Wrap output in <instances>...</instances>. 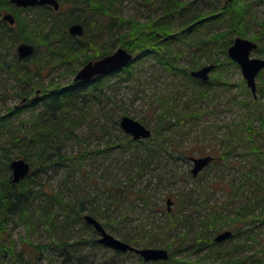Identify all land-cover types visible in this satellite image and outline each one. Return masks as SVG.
I'll list each match as a JSON object with an SVG mask.
<instances>
[{"label":"trees","instance_id":"obj_1","mask_svg":"<svg viewBox=\"0 0 264 264\" xmlns=\"http://www.w3.org/2000/svg\"><path fill=\"white\" fill-rule=\"evenodd\" d=\"M58 1V10L49 5L27 8L31 13L29 18L23 20L18 15L19 8L9 0H0V72L15 79L19 87L15 95L20 99L19 104L6 106L4 112L0 111V264L7 260L11 264H41L44 259L48 260V264H90L92 260H89L88 253H83L85 246L102 245L93 236L97 231L84 220L83 214L102 219L104 222L99 221L106 229L113 228L115 217L119 216L122 221L129 220L127 213L134 208L135 202H143V208L163 210L160 202L146 197L145 191L151 180L148 178L143 187L137 182L144 179L143 171L156 162L154 154L158 152L155 148L158 142H161V148L166 142L174 145V140L166 132L172 134V129L183 126L182 123L187 120L193 119L195 122L203 116L198 113L199 106L195 104L209 102L211 90L223 83L219 69L238 66L228 56L227 49L236 37L246 34L244 28L250 6L246 0L227 3L226 0H146L143 5L147 6V20H140L120 14L119 7L124 0ZM199 4L207 9L202 10ZM3 10L13 12V24L1 20ZM73 23L83 25L82 35L68 32V27ZM253 37L254 40L258 39ZM21 41L35 46L34 53L23 60L17 57L15 51L16 44ZM118 47L134 55V59L119 70L87 81L71 79L65 83L52 80L47 84L41 83L44 69H50L51 73L55 67L65 65L73 76L79 66ZM254 50L264 54V49L258 44ZM145 62H152L150 64L159 74L174 78L175 84L186 93L187 98L181 102L174 93H158L153 110L156 121L151 127V135L134 140L125 132L122 137L124 141H119L113 130L123 132L119 124L121 115L110 112L109 108L103 112L102 98H113V95L107 94V88L112 83L130 81L138 87L137 91L141 90L142 80L137 77L136 71ZM209 63L214 68L207 80L190 75L191 70ZM263 72L264 68L257 76H262ZM113 77L116 81L109 83ZM33 93L37 94L32 96ZM245 103L252 104L253 111L248 117L251 119L240 128H231L222 139L224 147L214 150L222 162L245 158L251 168H260L264 173V87L257 85L256 96L252 93ZM96 104L99 105V114L93 112ZM98 116H103L102 122L94 121ZM254 119L260 124L256 126ZM83 120L90 122L91 133L104 140L103 147L93 151L79 148V151L73 152V146L67 144L68 139L70 142L78 139L76 129ZM78 142L82 144L81 140ZM174 148L185 160L190 158L187 151ZM116 151L128 157L125 182L118 179L105 182L101 188L102 200H97L95 196L74 195L75 190L68 185L74 174L81 170L83 161L88 159L91 162L93 155L109 157ZM209 155L212 160L205 167L216 156ZM17 157L29 161L31 171L18 182H12L10 161ZM51 170L63 172L59 190L51 186L49 179H40L41 172ZM83 177L86 178V175ZM261 186L263 189L259 193H251L255 202L241 203L235 211L232 210V218L222 215L214 207L209 209L198 222L197 230L181 231L185 222L188 225L192 223L182 212L179 211L181 216L168 215L165 224L157 225L158 231L154 233L175 235L164 245L169 251L166 260L145 261L129 250L114 252L121 257L134 256L140 264H236V259H223L239 247L236 238L241 232L252 237L250 229L256 224L264 225L263 210L253 217L256 203H260L262 208L264 206V184ZM237 189L236 186L235 191ZM97 192L101 194L97 190L95 195ZM96 201L97 206L94 205ZM168 209L165 212L171 214ZM58 215H63V225L55 220ZM109 217H113L112 220ZM13 221L15 224L22 223L26 235L42 231L46 233L47 240L33 241L23 235L16 239L9 227ZM76 222L89 229L92 235L73 239V223ZM40 224L43 225L41 230ZM224 228L231 230V236L216 241L215 236ZM127 233H122L120 239L138 247H150L144 238L152 233L144 225L138 231V238L134 233ZM232 238V246L222 250V244L232 241ZM203 250L208 258L215 254L222 258L216 256L217 262L213 263L205 255L204 261H201L190 252ZM180 251L186 253L179 255Z\"/></svg>","mask_w":264,"mask_h":264},{"label":"rangeland","instance_id":"obj_2","mask_svg":"<svg viewBox=\"0 0 264 264\" xmlns=\"http://www.w3.org/2000/svg\"><path fill=\"white\" fill-rule=\"evenodd\" d=\"M145 1L146 0H124L123 4L119 7V12L126 16L137 17L140 20H147V6L143 5ZM246 1H249L250 6L247 9V21L244 28L246 34L242 37L257 42L258 46L264 49V26L262 25L264 23V0ZM199 6H201V4H199ZM201 7L202 10L207 9L206 6ZM30 13L31 11L29 12L26 10L18 12V15L24 20L25 18H29L28 15H30ZM212 29L216 30L215 28ZM253 36L258 39L254 40ZM251 56L264 57V54H259L257 51L253 50ZM150 63L145 62L141 64L140 70L136 71L137 77L139 76L140 80H142L141 86H143V88H141V90L137 91L138 87L130 81L112 83L108 86V88H110H107V94L113 95V98H102L104 103V107L102 108L103 112L105 108H109L112 113L121 116L126 114L137 120L140 119L151 128L155 125L156 121L153 110L155 96L158 93H174L176 98L179 97L181 102L186 100V93H183L179 85L175 84V79L159 74L156 69H153L155 66ZM80 67L81 66H79V68ZM152 69L154 71L151 73ZM49 70L48 68L44 69L42 73L43 78L41 79L42 84H47L50 80L57 83H65L74 77V75L72 76L70 71L66 69L65 65L55 67L51 73H49ZM219 70L222 71L221 73L223 76L221 81H223V83H221L218 88L211 90V98H208L209 102H204L201 105L198 103L195 104L199 106L198 113L203 116L197 118L195 121L196 123L193 122V119H190V121L187 120L186 123H182L183 126L172 129V134H170L169 131L166 132L168 134L167 136L174 140V145L170 146L166 142L161 148V142H158L155 146L158 152L154 154L156 162L154 161L155 163L149 165V167L146 168L147 170L143 171L145 174L144 179L137 182V185L143 187L147 183L148 178L151 180V184L147 185L148 188L145 191L147 194L146 197H149V200L160 202L163 210L160 211L156 208V210H154L153 208L151 209V207L143 208V202H135L134 208L127 213V219L129 220L122 221L119 216V218L115 217L116 219L112 223L113 228L106 227L109 233L120 238L122 233L130 232L135 234V238H138V231L144 225L145 228L149 229L152 233L151 236H145L144 239L146 243L150 244V247H164L175 235H154V233L158 231L157 225L165 224L168 220V215L174 216L175 214H179V211L182 212L184 216L191 219L190 222L192 223L188 225L187 222H185V225L181 227V231H191L192 229L197 230L196 227L199 228L198 225L200 224H198V222L209 209L213 207L214 209H219L222 215L232 218V210L241 203L255 202L251 193L257 194V191L259 193V191L263 189L261 185L264 184V173L260 168H251L245 158L242 159L241 157H237L232 160L230 159L229 162H222L217 156V151L214 150L215 148L222 149L224 147L225 142L222 139H225L226 133L230 131L231 128H240L251 119L248 117L253 111L252 104H246L245 102L250 100L252 92L247 86L239 66L230 65L226 69L220 68ZM47 74H49V76ZM0 78H2L0 80V111L4 112L6 106L20 103L19 97L15 95L19 87L14 78L3 72H0ZM113 81H116L114 77L109 83ZM257 85L264 87V74L262 76L260 75V77L256 76V86ZM35 94L33 93L32 96ZM23 100L25 101L26 99L24 98ZM98 106V104L94 106L93 112L99 114L100 111L97 108ZM101 107L102 105H100V109ZM94 121L102 122L103 116H98ZM254 124L257 126L260 124V121L254 119ZM89 125L90 122L88 120H83V123L76 129L78 135L77 140H81L82 144L76 139L71 142L68 139L67 144L70 145V147L73 146V152L79 151V148L86 151H93L103 147L104 140L100 139V136L91 133L89 131ZM113 133L118 135L117 137L120 141L123 139L122 137L125 132L113 130ZM159 141H161V139ZM221 141L224 143H219ZM177 143L179 145H176ZM174 147L187 151L189 157L208 153L216 156L207 167L194 176L191 173L192 161L190 159L185 160L179 156L178 150ZM123 160H125V162H123ZM126 160H128L126 154L123 156L117 151L109 157H104V155H93L91 162H89L88 159L83 161L81 170L74 174L68 186H71V188L75 190L74 195L76 196H86L88 198L95 196L97 200H102L103 194L101 188L105 182L115 181L117 179L125 182L124 172L128 162ZM44 173L41 172L39 174L40 179L45 181L49 179L51 186L61 189L60 180L63 178L62 171L56 173L51 170ZM83 175H86V178H84ZM236 186L238 189L235 191ZM97 190H99L101 194L97 192L95 195ZM168 198L171 200L169 206L167 205ZM256 204L258 205L255 207L253 217L260 214L262 210V215L264 214V206L262 208L260 203ZM94 205H98L97 201ZM167 209L171 214L165 212ZM192 209L193 211L191 212ZM179 216L181 215L179 214ZM109 218L112 220L113 217ZM55 220L61 221L62 225L64 224L63 215H58V217H55ZM117 220L118 223H116ZM100 221L104 222L102 219ZM73 225H75L72 233L73 239L80 236L88 238L92 235L91 231L81 226L80 222L73 223ZM42 226L43 225L40 224L39 230L42 229ZM9 227L12 236L16 239L19 238V235H23L33 241L45 242L47 240L46 233H42V231L26 235L22 223L15 224L13 221L9 224ZM224 230L228 229L224 228L221 231ZM249 233H253L252 237H247V233H240L238 239L236 238L239 247L224 256V260L227 258L236 259L238 261L236 264H264V225L256 224L250 229ZM93 236L96 238L98 237L97 234H93ZM233 240L234 238H232L230 242L223 243L222 250L232 246L234 243ZM114 251V249L104 245L92 247L85 246L83 253H88L89 260H92L90 264H140L134 256L129 255L128 257H121L116 255ZM190 252L195 257H199L198 259L201 261H204L203 256L205 255L206 258L212 260L213 263L217 262V257L218 259L222 258L221 255L216 254L208 258L207 253L204 255V252H206L205 250ZM185 253V251H180L179 255H184ZM2 264L11 263L7 260ZM41 264H48V260H42ZM56 264L59 263L56 262ZM149 264L160 263L155 262Z\"/></svg>","mask_w":264,"mask_h":264},{"label":"water","instance_id":"obj_3","mask_svg":"<svg viewBox=\"0 0 264 264\" xmlns=\"http://www.w3.org/2000/svg\"><path fill=\"white\" fill-rule=\"evenodd\" d=\"M231 0H226L225 3ZM16 7H30L37 5H49L54 10H58V0H10ZM2 19L10 24L14 23V16L11 12L3 14ZM84 28L81 23H73L68 27V32L71 35L80 36L83 34ZM257 47V42L244 38L236 37L232 44L228 47V56L237 63L242 76L244 77L247 86L256 96V76L261 69L264 68V57H252L251 52ZM35 50L32 43L21 41L16 45V54L19 58L30 56ZM134 59L132 52L123 47L116 48L113 52L101 56L97 59H92L83 64L75 73V81H87L97 75H105L113 71L119 70ZM214 65L209 63L197 69L190 71V75L202 80H207ZM120 127L124 132L129 134L134 140L147 138L151 135V130L145 124L136 118L123 115L119 121ZM211 156L193 157V167L191 172L195 175L200 172L210 161ZM11 179L12 182H18L26 177L31 171V164L22 157L13 158L10 161ZM171 203L170 198L167 199V205ZM84 220L91 224L97 231V241L104 246L110 247L117 251H132L139 254L145 261L166 260L169 257V251L165 247H138L129 242H126L113 234L109 233L103 224L93 215L85 213ZM232 234L231 230H224L215 236V240L220 242Z\"/></svg>","mask_w":264,"mask_h":264},{"label":"flooded vegetation","instance_id":"obj_4","mask_svg":"<svg viewBox=\"0 0 264 264\" xmlns=\"http://www.w3.org/2000/svg\"><path fill=\"white\" fill-rule=\"evenodd\" d=\"M9 1H10V0H9ZM10 3H11V2H10ZM12 4H13V3H12ZM13 5H14V4H13ZM14 6H15V5H14ZM37 6H38V5H37ZM15 7H16V6H15ZM30 7H34V6H30ZM16 8H19V11H25V10H26L27 8H29V7H16ZM6 12H11V11H10V10H3V11H2V13H1V20H3V21H6V20L2 19L3 14L6 13ZM11 13L13 14V12H11ZM13 16H14V14H13ZM14 19H15V18H14ZM6 22H8V21H6ZM14 22H15V20H14ZM8 23H9V22H8ZM9 24H10V23H9ZM18 43H19V42H18ZM18 43H17V44H18ZM17 44H16V45H17ZM15 51H16V47H15ZM34 51H35V50H34ZM33 53H34V52H33ZM33 53H32V54H33ZM32 54H31V55H32ZM16 55H17V54H16ZM31 55H30V56H31ZM30 56H28V57H30ZM17 57H18V56H17ZM18 58H19V57H18ZM25 58H27V57H25ZM25 58H22V59L19 58V59H20V60H23V59H25ZM84 64H85V63H84ZM213 68H214V67H213ZM261 70H262V69H261ZM74 75H75V74H74ZM257 75H258V74H257ZM73 80H74V77H73ZM147 127H149V126H147ZM149 128H150V127H149ZM150 130H151V128H150ZM206 155H209V154H205V155H197V156H191L189 159H190V160L192 161V163H193V160H192L193 157L206 156ZM209 156H211V155H209ZM211 158H212V156H211ZM211 160H212V159H211ZM192 166H193V165H192Z\"/></svg>","mask_w":264,"mask_h":264},{"label":"bare ground","instance_id":"obj_5","mask_svg":"<svg viewBox=\"0 0 264 264\" xmlns=\"http://www.w3.org/2000/svg\"><path fill=\"white\" fill-rule=\"evenodd\" d=\"M192 167H193V166H192ZM191 173H192V172H191ZM198 173H199V172H198ZM198 173H197V174H198ZM197 174H195V175H197ZM192 175H194V174L192 173ZM195 175H194V176H195ZM83 215H84V214H83Z\"/></svg>","mask_w":264,"mask_h":264}]
</instances>
